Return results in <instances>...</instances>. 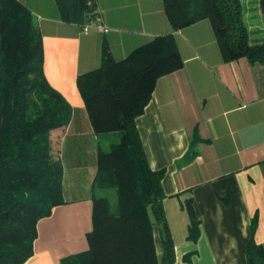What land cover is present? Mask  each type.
<instances>
[{"label":"crops","instance_id":"0c3cea01","mask_svg":"<svg viewBox=\"0 0 264 264\" xmlns=\"http://www.w3.org/2000/svg\"><path fill=\"white\" fill-rule=\"evenodd\" d=\"M33 13L44 46L48 82L72 106L64 132L53 133L63 167L64 204L40 219L34 254L24 264H62L89 248L93 183L100 136L77 85L101 63L107 42L117 60L157 35L173 33L184 66L160 77L136 119L153 169H165L164 207L175 241L174 264H246L245 246L256 216L254 240L264 245V63L244 57L225 62L209 19L174 30L163 0H97L100 32L62 18L56 0H20ZM249 41L264 42V7L242 0ZM198 134L196 157L183 159ZM192 199L199 235L189 239ZM156 248L163 252L155 231ZM190 254V260L184 257Z\"/></svg>","mask_w":264,"mask_h":264},{"label":"trees","instance_id":"16d2710c","mask_svg":"<svg viewBox=\"0 0 264 264\" xmlns=\"http://www.w3.org/2000/svg\"><path fill=\"white\" fill-rule=\"evenodd\" d=\"M174 30L200 20L212 23L222 58L264 63V42L249 41L242 0H163ZM62 18L85 25L97 0H56ZM264 7V0H258ZM184 60L173 33L157 35L115 59L103 43L101 63L81 73L77 85L100 136L93 183L89 248L62 264H174L175 241L164 207L165 169L150 166L136 119L153 96L157 80L180 70ZM72 106L48 82L44 46L32 11L20 0H0V264H24L34 254L38 222L64 204L63 167L55 158L54 131L64 132ZM117 137V141L102 142ZM198 134L184 157L193 160ZM108 145L110 148L108 149ZM189 239L199 235L192 199ZM256 216L245 246L246 264H264V245L255 242ZM163 252L158 254L155 231ZM184 259L190 260V254Z\"/></svg>","mask_w":264,"mask_h":264},{"label":"built area","instance_id":"2783aa9c","mask_svg":"<svg viewBox=\"0 0 264 264\" xmlns=\"http://www.w3.org/2000/svg\"><path fill=\"white\" fill-rule=\"evenodd\" d=\"M95 27L98 29V31L100 32H107L109 31V28L103 23L102 17H101V13H100V9L97 12V15L95 17L94 20H91L89 22H87L84 25V32H88L90 30V28Z\"/></svg>","mask_w":264,"mask_h":264},{"label":"rangeland","instance_id":"374dc122","mask_svg":"<svg viewBox=\"0 0 264 264\" xmlns=\"http://www.w3.org/2000/svg\"><path fill=\"white\" fill-rule=\"evenodd\" d=\"M113 138H114V141H115V140H116V141L118 140L117 137H115V136H112V137H111V136H110V138L103 139L102 142L106 145L107 142H112ZM116 141H115V142H116ZM107 148L109 149V148H110V145H108Z\"/></svg>","mask_w":264,"mask_h":264}]
</instances>
